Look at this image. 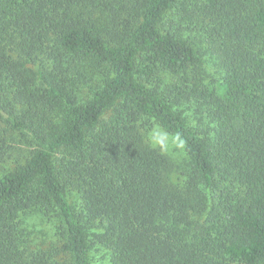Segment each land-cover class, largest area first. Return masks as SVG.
<instances>
[{
  "label": "trees",
  "instance_id": "obj_1",
  "mask_svg": "<svg viewBox=\"0 0 264 264\" xmlns=\"http://www.w3.org/2000/svg\"><path fill=\"white\" fill-rule=\"evenodd\" d=\"M95 252L264 264V0H0V264Z\"/></svg>",
  "mask_w": 264,
  "mask_h": 264
},
{
  "label": "rangeland",
  "instance_id": "obj_2",
  "mask_svg": "<svg viewBox=\"0 0 264 264\" xmlns=\"http://www.w3.org/2000/svg\"><path fill=\"white\" fill-rule=\"evenodd\" d=\"M148 138L153 144L163 147L165 150L171 152L176 158L180 159L182 157L183 145L180 146L181 141L176 136L167 133L160 126L155 125L152 127L148 132ZM29 222L33 224L36 223L37 228L41 229V231L50 232L52 227H54L53 222L50 221V223L47 220L41 219L40 217H30ZM37 235L41 236V233H37ZM94 254V264H108V260L103 258L102 253L95 252Z\"/></svg>",
  "mask_w": 264,
  "mask_h": 264
},
{
  "label": "clouds",
  "instance_id": "obj_3",
  "mask_svg": "<svg viewBox=\"0 0 264 264\" xmlns=\"http://www.w3.org/2000/svg\"><path fill=\"white\" fill-rule=\"evenodd\" d=\"M180 146H182V142H181V145Z\"/></svg>",
  "mask_w": 264,
  "mask_h": 264
}]
</instances>
